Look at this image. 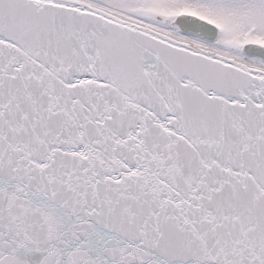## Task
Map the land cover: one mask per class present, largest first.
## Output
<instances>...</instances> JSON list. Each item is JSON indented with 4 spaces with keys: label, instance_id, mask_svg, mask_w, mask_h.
I'll return each mask as SVG.
<instances>
[{
    "label": "snow or ice",
    "instance_id": "6c2138e0",
    "mask_svg": "<svg viewBox=\"0 0 264 264\" xmlns=\"http://www.w3.org/2000/svg\"><path fill=\"white\" fill-rule=\"evenodd\" d=\"M0 264H264V0H0Z\"/></svg>",
    "mask_w": 264,
    "mask_h": 264
}]
</instances>
